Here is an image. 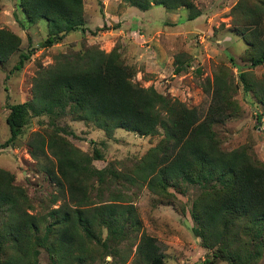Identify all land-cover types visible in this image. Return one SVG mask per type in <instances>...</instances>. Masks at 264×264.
Instances as JSON below:
<instances>
[{
	"label": "trees",
	"instance_id": "1",
	"mask_svg": "<svg viewBox=\"0 0 264 264\" xmlns=\"http://www.w3.org/2000/svg\"><path fill=\"white\" fill-rule=\"evenodd\" d=\"M140 10L151 4L166 10L187 9L186 21L200 15L192 0H120ZM25 19L46 22L44 47L58 43L73 31L84 32L82 0H18ZM228 15L232 30L246 45L249 67L264 61V0H236ZM101 28H98L99 30ZM19 37L0 27V63L17 51ZM29 52H19L11 70L22 67ZM173 59V73L183 69ZM135 70L125 64L116 48L105 52L85 41L77 49L54 55L53 62L38 66L31 78L27 100L8 105V137L0 149L18 146L22 127L30 117L46 116L50 130L31 132L24 144L33 160L44 156L40 172L54 187L47 212H29L30 199L13 175L0 168V264H38L39 248L49 264H98L102 231L125 236L128 251L140 264H166L154 238L140 231L139 220L127 190L144 185L162 197L173 198L168 188L183 194L184 186L196 187L189 216L191 231L211 258L201 263L256 264L264 245V163L251 147L240 144L221 148L213 125L223 123L239 110L232 97L235 86L225 67L206 80L210 93L204 111L132 81ZM237 69L242 92H251L257 104L256 122L264 115V76L248 77ZM69 117L90 123L107 138L116 128L141 136L160 135L125 169L101 159L93 148L84 152L65 135L72 131L58 125ZM160 129V131H159ZM18 144V145H17ZM58 202L56 206H53ZM131 234V235H129ZM114 252H116L114 250ZM126 258L121 259L125 261ZM213 259V260H211Z\"/></svg>",
	"mask_w": 264,
	"mask_h": 264
},
{
	"label": "rangeland",
	"instance_id": "2",
	"mask_svg": "<svg viewBox=\"0 0 264 264\" xmlns=\"http://www.w3.org/2000/svg\"><path fill=\"white\" fill-rule=\"evenodd\" d=\"M235 1L192 0L201 15L186 21L187 9L184 7L166 10L160 5L151 4L147 9L140 10L120 0H82L85 31L77 29L58 43L44 47L41 43L46 37L45 20L29 23L20 10L18 0H0V27L15 33L20 40L17 51L0 63V144L9 135L5 123L8 105L29 98L35 69L51 64L55 54L69 48L77 49L85 41L105 52L116 48L122 61L135 70L132 81L137 84L143 87L151 85L157 92L202 111L210 100L206 80L210 81L214 71L225 67L232 76L235 86L232 97L237 101L239 110L223 123L214 124L213 130L217 133L221 148L229 150L240 144L247 145L264 163V115L260 122H256L255 99L251 92H242L236 76L239 69L247 70L248 77H263L264 61L249 67L246 45L232 30L228 15ZM180 9L184 13H178ZM19 52H29V58L20 69L11 70ZM175 57L183 65L178 73H173ZM58 125L72 131V135L65 137L80 150L88 154L93 148L99 150L102 158L91 161L96 168L111 163L123 170L160 138V135L141 136L120 128H116L112 137L107 138L102 130L92 124L74 121L68 116L58 120ZM50 128L46 116L30 117L22 127L19 145L0 149V168L8 170L13 175V183L24 188L30 199L29 212L37 215L47 212V208H44L54 187L39 169L44 156H38L36 161L31 159L24 141L31 132ZM184 187L183 194L172 188L167 189L173 193L174 199L154 194L144 185L130 187L126 191L127 194L133 192L130 199L140 231L154 238L166 264H202L203 260L211 258V251L201 247L199 239L191 231L193 222L189 211L198 189ZM57 204L55 202L53 206ZM101 239L98 264H140L134 255V246L128 251L129 239L125 236L106 235L102 231ZM261 251L256 264H264V245ZM123 258H126L125 261L121 260ZM37 263L49 264L41 248ZM211 264L227 263L217 260Z\"/></svg>",
	"mask_w": 264,
	"mask_h": 264
},
{
	"label": "crops",
	"instance_id": "3",
	"mask_svg": "<svg viewBox=\"0 0 264 264\" xmlns=\"http://www.w3.org/2000/svg\"><path fill=\"white\" fill-rule=\"evenodd\" d=\"M184 9V8H183ZM178 11V13H180V14H182V13H184V12H180L181 11V9L180 10H177ZM171 13V12H170ZM177 13V12H176ZM171 14H173V13H171ZM201 15V14H200ZM199 15V16H200ZM194 20V19H193Z\"/></svg>",
	"mask_w": 264,
	"mask_h": 264
}]
</instances>
